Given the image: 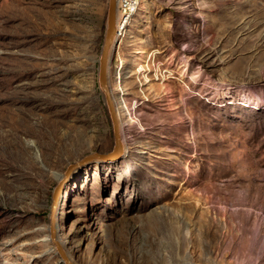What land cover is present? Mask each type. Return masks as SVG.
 Returning <instances> with one entry per match:
<instances>
[{
    "label": "rangeland",
    "instance_id": "rangeland-1",
    "mask_svg": "<svg viewBox=\"0 0 264 264\" xmlns=\"http://www.w3.org/2000/svg\"><path fill=\"white\" fill-rule=\"evenodd\" d=\"M107 7L0 0V264H64L53 189L113 147ZM133 19L108 68L125 154L64 186L58 241L73 264H264V0H141Z\"/></svg>",
    "mask_w": 264,
    "mask_h": 264
},
{
    "label": "water",
    "instance_id": "water-1",
    "mask_svg": "<svg viewBox=\"0 0 264 264\" xmlns=\"http://www.w3.org/2000/svg\"><path fill=\"white\" fill-rule=\"evenodd\" d=\"M116 0H108L107 16H106V27L103 43L101 46L100 56L97 60V78L98 86L102 93L103 100L105 102L113 134V147L111 151L101 153V152H91L77 161L69 164L63 175L59 178L56 186L53 189L51 195V202L49 206V239L52 245L55 247L59 258L64 264H73L68 258L67 254L64 252L63 248L60 246L57 238V212L59 207V202L63 194L64 186L79 172L84 169L97 164L111 163L116 160L121 159L125 154V146L120 134V123L117 118V113L115 109V104L112 99V95L108 86V68L113 62L115 57V47L116 41L114 36L116 33Z\"/></svg>",
    "mask_w": 264,
    "mask_h": 264
},
{
    "label": "built area",
    "instance_id": "built-area-1",
    "mask_svg": "<svg viewBox=\"0 0 264 264\" xmlns=\"http://www.w3.org/2000/svg\"><path fill=\"white\" fill-rule=\"evenodd\" d=\"M141 0H116V41L115 52L121 49L127 40L133 17L138 11Z\"/></svg>",
    "mask_w": 264,
    "mask_h": 264
},
{
    "label": "bare ground",
    "instance_id": "bare-ground-1",
    "mask_svg": "<svg viewBox=\"0 0 264 264\" xmlns=\"http://www.w3.org/2000/svg\"><path fill=\"white\" fill-rule=\"evenodd\" d=\"M135 20L133 19V22ZM130 38H134V34L131 30H129V35L127 37V39ZM138 69L134 72H132V74H137V73H140L142 70H143V66L140 64H138ZM119 90H122V89H119ZM111 92V91H110ZM113 99V102L115 104V109H116V113H117V118L119 120V123H120V134H121V131L125 129V126H128L132 121L131 120H126L125 122L122 120V117H121V112L124 110L126 111V106L125 104H123L122 102H116L115 98H112ZM59 244L60 246L63 248L65 246V242L63 240H59Z\"/></svg>",
    "mask_w": 264,
    "mask_h": 264
}]
</instances>
